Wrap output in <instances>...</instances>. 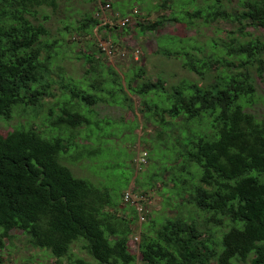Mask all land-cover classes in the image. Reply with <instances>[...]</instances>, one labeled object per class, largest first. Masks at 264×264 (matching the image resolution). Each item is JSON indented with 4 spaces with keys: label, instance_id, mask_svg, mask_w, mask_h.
Listing matches in <instances>:
<instances>
[{
    "label": "trees",
    "instance_id": "16d2710c",
    "mask_svg": "<svg viewBox=\"0 0 264 264\" xmlns=\"http://www.w3.org/2000/svg\"><path fill=\"white\" fill-rule=\"evenodd\" d=\"M58 1L0 0V118L9 119L18 107H38L42 99L53 97L51 88L58 83L65 97L61 115L51 125L58 130L91 125L81 114L83 105L107 101L131 108V98H137L145 109L142 114L154 111L155 126L162 123L172 132L187 134L180 157L198 165L201 174L192 187L182 182L180 199L183 207L192 205L206 216L203 225L196 216L186 219L180 212L159 227L150 221L140 235V264H232L249 258L250 264H264V119L247 111L254 79L264 73V37L252 33L264 31V0H160L154 9L168 14L155 21L132 12L147 0H87L95 3L94 13L64 26L65 33L82 38L94 30L127 33V26H101L95 12L106 3L119 18L141 19L136 22L138 35L179 21L189 28L193 20L205 26L229 23L233 29L226 39L219 48L212 42L211 55L203 59L191 55L201 51L194 45L158 51L200 78L214 73L205 86L188 80L169 87L161 78L143 79L145 72L137 66L121 78L100 60L105 54L98 44L93 55H82L88 67L81 80H54L52 67L64 43L62 38L51 40L39 20L47 21L45 8L55 11ZM217 49L223 57L215 54ZM157 99L163 104H156ZM47 138L22 127L0 136V262L9 232L20 231L31 247L48 250L58 263L89 264L71 252L72 245L80 243L94 264H136L129 251V226L115 221L107 196L61 164L70 146L77 145L74 137ZM223 225L226 231L216 242L214 233Z\"/></svg>",
    "mask_w": 264,
    "mask_h": 264
},
{
    "label": "rangeland",
    "instance_id": "374dc122",
    "mask_svg": "<svg viewBox=\"0 0 264 264\" xmlns=\"http://www.w3.org/2000/svg\"><path fill=\"white\" fill-rule=\"evenodd\" d=\"M159 3L160 0H147L141 6L135 5L132 12L134 14L137 11L143 16L149 15L148 20L155 21L156 17L168 14L154 9ZM94 4L87 0H59L55 11L45 8L44 13L49 16L47 21H41L39 18V22L49 30V38L51 40L62 38L64 43L61 44L60 55L52 67L51 76L54 80L58 82L63 80L62 82L66 84L81 80L86 66L83 65L82 55L84 53L93 55L98 49V44L101 49H105V55L100 60L105 65L113 66L121 78L124 72L137 66L142 67L145 72L143 79L146 77L155 82L161 78L164 87L188 80L201 86L213 81L214 73L200 78L184 69L181 61L173 57H164L158 51L161 48L173 50L180 46L194 45L201 51H190L191 55L196 59H203L211 55L209 46L212 42L218 43L219 48V43L226 39V32L233 29L229 23L217 22L205 26L199 20H193V25L189 28L184 21H179L166 24L156 31L138 35L136 22L142 20L130 19L127 33L121 32L120 29H112V32L107 29L94 30V35L82 38L63 31L68 23L79 21L84 15L93 14ZM143 8L149 9L145 11ZM114 15L116 13L110 9L105 13L106 17L100 21L104 20L105 25L111 23V26L109 25L111 29L116 26L115 21L107 22L105 19ZM104 24L102 22L101 26ZM252 33L261 39L264 37V31ZM181 41L182 44L179 43ZM214 52L223 57L218 49ZM100 56L101 54L96 53V57ZM254 86L253 102L247 111L261 120L264 119V73L261 79H254ZM124 88L127 89L126 86ZM51 92L53 97H45L38 107L29 106L24 109L18 107L13 110L9 119L0 118V136L5 137L18 127L31 128L43 139H49L47 137L52 135H59L62 138L72 135L74 144L79 148L77 145L70 146L68 155L61 158V164H64L75 178L90 182L107 196L115 210V221L129 226V251L135 255L136 264L141 263L138 251L140 235L150 226V221L154 222L155 227H159L165 218L173 217L180 212L186 219L189 216H196L198 223L203 225L206 217L204 213L197 212L192 205L183 207V201L180 199L184 193L182 182L186 181V184L192 187L201 174L198 165L189 164L184 156L180 157L187 134L180 135L175 132L177 130L172 132L162 123H159L160 128L155 126L151 123L155 118L154 111L142 114L145 109L135 97L131 98V108L108 105L107 101L93 106L83 105L81 114L89 118L91 125H83L74 130L61 126L58 130L51 125L55 117L61 115L65 97L61 95L60 83L53 85ZM100 96L106 98L103 94ZM155 103L160 105L163 101L157 99ZM126 195H129L127 200ZM133 211H136V219L133 217ZM225 225L214 233L213 239L216 238V242H219L221 234L226 231ZM2 232L3 229L0 228V234ZM207 236L208 233H205L203 237ZM71 252L75 258H82L89 264H94L90 256L81 249L80 243L73 244ZM231 263L250 264V258L244 262L233 260ZM0 264H68V261L58 263L48 250L31 247L24 234L20 231H11L5 239Z\"/></svg>",
    "mask_w": 264,
    "mask_h": 264
},
{
    "label": "built area",
    "instance_id": "2783aa9c",
    "mask_svg": "<svg viewBox=\"0 0 264 264\" xmlns=\"http://www.w3.org/2000/svg\"><path fill=\"white\" fill-rule=\"evenodd\" d=\"M111 9V7H110V5H109V3H106V4H100L99 5V10H100V12L99 13H97L96 14V17H98L99 18V20L100 19H103V17L105 16V13L108 11V10H110ZM106 17V16H105ZM130 19H131V17H127V18H119L118 17V14L116 13V15H114L113 17H108V19H105V20H107V22H111L112 20L113 21H115V23H116V26H118L119 28H122V27H125V26H127L130 22ZM102 22H103V24L105 23V21L104 20H101ZM117 22H119V23H117ZM106 24V23H105ZM104 24V25H105ZM109 25L111 24V23H108ZM111 26V25H110ZM105 46V45H104ZM101 47V46H100ZM103 51H105V49L103 48L102 49ZM112 52H109V54H111ZM129 198V195H126V200Z\"/></svg>",
    "mask_w": 264,
    "mask_h": 264
}]
</instances>
